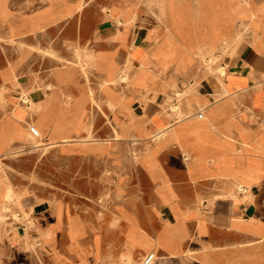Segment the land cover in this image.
I'll use <instances>...</instances> for the list:
<instances>
[{"label":"rangeland","instance_id":"obj_1","mask_svg":"<svg viewBox=\"0 0 264 264\" xmlns=\"http://www.w3.org/2000/svg\"><path fill=\"white\" fill-rule=\"evenodd\" d=\"M3 4L0 264H163L167 252L159 246L177 242V236H153L143 229L157 231L159 224L148 204L137 199L129 185H121L123 178L129 184L142 177L132 152L138 140L131 130L136 128L143 136L150 133L144 126L146 108L142 105L134 112L127 92L118 86L141 84L148 89L145 95L153 90L155 97L165 96L179 80L217 81L238 108L235 96L240 90H231L233 77H245L234 71L225 55L236 52L243 33L250 34L252 55H263L264 0H0ZM44 8L57 14L48 11L44 21L39 17ZM254 14L259 18L251 27ZM66 16L70 17L57 22ZM154 17L160 27L148 35L160 38L149 52L138 55L141 46L136 44L119 60L100 49L114 42L99 38L125 42L128 33L132 42L142 39ZM223 39L232 42L226 45ZM219 64L227 67L223 77L228 90L218 80ZM180 92L185 93L181 105L190 108V92L180 90L169 106ZM88 99L91 110L85 106ZM173 112L176 122L161 128L163 135L149 134V139L164 138L170 128L181 132V126L190 127L185 122L189 115ZM262 172L248 156L246 180L239 181L251 187ZM172 208L178 217L177 206ZM166 225L180 228L170 219ZM139 251L143 258L137 257ZM151 253L154 257L146 262ZM171 253L183 260H195L198 254L178 249ZM204 256L208 263L210 253L205 251Z\"/></svg>","mask_w":264,"mask_h":264},{"label":"crops","instance_id":"obj_2","mask_svg":"<svg viewBox=\"0 0 264 264\" xmlns=\"http://www.w3.org/2000/svg\"><path fill=\"white\" fill-rule=\"evenodd\" d=\"M5 7L3 4L0 9L6 10ZM48 11L54 16L57 14L56 10L44 8L39 17L44 20V15L51 14ZM154 19L156 23L151 21L142 39L132 42L128 33L125 42L99 38L101 42L105 39L114 42L100 49L113 52L119 60H123L128 49L136 44L141 46L138 55L149 52L155 39L160 38L154 36L156 28L160 27L159 21ZM149 33H153V37H149ZM261 35L264 38V31ZM252 52L250 34L246 33L236 52L225 55L234 71L243 72L245 77L233 82L231 88L232 91L240 90L235 96L238 108L228 97L229 93L221 92L217 81L185 83L179 80L175 87L166 89L165 96L158 93L155 97L153 90L145 95L148 89L141 84L118 86L120 91L127 92L134 112L138 113L145 105L148 119L144 126L150 135L176 122L169 103L177 96V90L190 92L191 107L184 105L185 110L192 112L185 121H189L190 127L181 126L180 129L184 127L181 132L170 128L169 134L158 140L149 139V134L143 136L138 129L132 128V137L138 140L135 142L137 151L134 153L133 144L132 152L136 154L135 161L142 177L133 178L129 184L123 178L121 184L129 185L136 193L134 196L148 204L147 210L159 224L157 231H149L150 226L143 229L153 236L159 233L177 236V242L168 241L165 246H159L160 251L167 252L163 264H196L195 261L197 264H264V53L252 55ZM193 65L197 67L196 63ZM253 76L256 77L254 81ZM238 82L240 86H236ZM78 92L79 87L75 93ZM85 106L91 110L89 99ZM207 110L210 112L206 119ZM200 111L202 117L198 116ZM29 115L26 113L25 117ZM248 156L255 158L263 172L251 184L250 195L246 196V190L238 188V181L246 180ZM172 204L178 208V217ZM168 219L178 221L180 228L174 230L173 226H167ZM174 249L184 254L187 250L195 251L197 258L183 260L171 253ZM205 251L210 253L208 263Z\"/></svg>","mask_w":264,"mask_h":264},{"label":"bare ground","instance_id":"obj_3","mask_svg":"<svg viewBox=\"0 0 264 264\" xmlns=\"http://www.w3.org/2000/svg\"><path fill=\"white\" fill-rule=\"evenodd\" d=\"M247 1V0H246ZM256 18H259L256 14H254V16L252 17V19H251V21H250V25H251V27L253 26V20H255ZM243 34H245V33H243ZM241 35V34H240ZM235 36H236V34H235ZM234 36V37H235ZM239 37V36H238ZM12 39V38H11ZM224 41H223V43H225L226 45H229L231 42H232V40L231 39H228V40H225V39H223ZM133 58V57H132ZM209 63V62H208ZM209 68H210V70H214V66L213 65H210L209 66ZM126 68L123 70V72H122V74H121V77L123 78V79H125L127 76H126ZM218 72H219V75H218V80L221 82V84L223 85V87L226 89V90H228V87H227V84H228V79L227 78H224L223 77V75H225L226 73H227V67H226V65H222V64H219V70H218ZM218 74V73H217ZM232 79V78H231ZM239 79H244V78H242V77H240L239 75H237V76H235V77H233V80H239ZM254 80V79H253ZM107 83V82H106ZM239 83V82H238ZM239 85H241V83H239ZM180 94V97H179V99L175 102V103H173L172 105H171V109L173 110V111H175V113H177L178 114V116H184V115H186V116H190V114L189 113H187L186 111H185V109L183 108V106L181 105V102H180V100H182L184 97H185V93L184 92H180L179 93ZM235 94V93H234ZM25 96V95H24ZM100 97V96H99ZM124 108V107H123ZM122 109V108H121ZM133 115V114H132ZM131 116V115H130ZM185 116V117H186ZM92 121H93V119H91ZM90 120V121H91ZM162 132H164V130H160V131H158L157 132V135H159L160 133L162 134ZM115 134H116V132H115ZM118 134V133H117ZM156 134V133H155ZM160 134V135H161ZM92 135V134H91ZM120 135V134H119ZM159 135V136H160ZM163 135V134H162ZM120 137V136H119ZM118 137V138H119ZM157 137V136H156ZM115 138V137H114ZM126 138V137H125ZM154 139H156L155 138V136L153 137ZM160 138V137H159ZM78 140H79V138H77ZM83 139V138H82ZM82 139H80V140H82ZM135 139H137L136 137H135ZM86 140V139H85ZM108 140H109V138H108ZM133 141V140H132ZM56 143V142H55ZM59 144V143H58ZM244 185H246V187L244 186ZM238 188L239 189H244V190H246V196H249L250 195V192H249V188H251L249 185H247V184H245V183H243V182H241V181H239V183H238ZM221 199V198H220ZM227 199V198H226ZM229 199V198H228ZM234 199V198H233ZM231 200V199H230ZM234 202V201H233ZM252 202V201H251ZM229 203V202H228ZM243 203V202H242ZM230 207V206H229ZM228 207V208H229ZM232 207V206H231ZM241 207V206H240ZM233 211V210H232ZM14 214H15V216H17V217H19V213L18 212H14ZM1 216V215H0ZM30 222V221H29ZM28 236V235H27ZM129 254V253H128ZM136 255H137V257H139V258H143V256H144V253L142 252V251H139V252H137L136 253Z\"/></svg>","mask_w":264,"mask_h":264},{"label":"built area","instance_id":"obj_4","mask_svg":"<svg viewBox=\"0 0 264 264\" xmlns=\"http://www.w3.org/2000/svg\"><path fill=\"white\" fill-rule=\"evenodd\" d=\"M199 116H202V112L201 111L199 112ZM153 257H154L153 253L149 254L148 257L146 258V262H150Z\"/></svg>","mask_w":264,"mask_h":264}]
</instances>
